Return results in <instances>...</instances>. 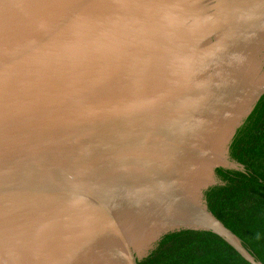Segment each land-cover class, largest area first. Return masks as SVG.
<instances>
[{
  "label": "water",
  "instance_id": "water-1",
  "mask_svg": "<svg viewBox=\"0 0 264 264\" xmlns=\"http://www.w3.org/2000/svg\"><path fill=\"white\" fill-rule=\"evenodd\" d=\"M264 0H0V264H262Z\"/></svg>",
  "mask_w": 264,
  "mask_h": 264
},
{
  "label": "trees",
  "instance_id": "trees-1",
  "mask_svg": "<svg viewBox=\"0 0 264 264\" xmlns=\"http://www.w3.org/2000/svg\"><path fill=\"white\" fill-rule=\"evenodd\" d=\"M262 251L264 252V246ZM260 263L264 264V255H260Z\"/></svg>",
  "mask_w": 264,
  "mask_h": 264
}]
</instances>
